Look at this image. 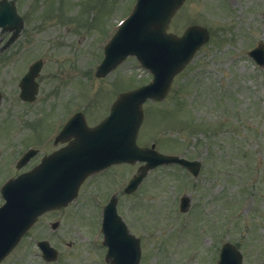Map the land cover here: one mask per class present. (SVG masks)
Here are the masks:
<instances>
[{
	"label": "rangeland",
	"instance_id": "obj_1",
	"mask_svg": "<svg viewBox=\"0 0 264 264\" xmlns=\"http://www.w3.org/2000/svg\"><path fill=\"white\" fill-rule=\"evenodd\" d=\"M13 1L23 25L5 48L11 32L0 29V186L27 168L15 162L30 143L45 152L53 148L51 141L39 142L56 130V121L61 127L82 111L86 123L95 124L121 91L151 78L134 56L93 77L105 42L135 0ZM191 24L206 27L209 39L164 99L144 103L137 141L197 159L200 169L193 176L178 165L156 167L136 191L117 195V210L140 239L138 264H216L226 241L242 252L243 264H264V65L248 55L258 42L264 45V0H185L168 31L180 34ZM38 58V92L23 101L18 82ZM138 165H116L89 178L68 207L42 216L0 264H101L105 248L98 235L97 243L91 238L101 207ZM39 237L57 248L55 261L43 260Z\"/></svg>",
	"mask_w": 264,
	"mask_h": 264
},
{
	"label": "water",
	"instance_id": "obj_2",
	"mask_svg": "<svg viewBox=\"0 0 264 264\" xmlns=\"http://www.w3.org/2000/svg\"><path fill=\"white\" fill-rule=\"evenodd\" d=\"M183 1L136 0L132 12L106 44L96 74L104 76L126 56L134 55L152 73V80L119 94L108 116L94 127L86 125L82 113L75 114L56 138L65 140L74 135L73 141L43 157L33 169L9 179L1 187L4 203L0 206V261L39 214L66 205L76 196L78 186L89 173L111 163L144 162L126 185L128 193L136 189L150 169L161 164L178 163L197 174L198 161L162 154L154 149V145L140 147L136 144L143 119L142 104L147 99L161 100L168 92L174 75L185 67L209 37L208 30L200 25H190L180 35L166 31ZM0 26L14 30L10 40L22 27V18L11 0L0 1ZM249 54L260 66L264 65L261 43ZM40 67L41 60H37L19 82L20 95L25 100H32L37 92L34 78ZM29 155H25L17 166L24 164ZM187 199L182 200V210L187 208ZM102 230L109 246L111 264H137L138 240L127 232L117 215L114 197L104 207ZM39 245L46 260L55 258V249L47 242ZM218 264H242V254L233 244L226 242Z\"/></svg>",
	"mask_w": 264,
	"mask_h": 264
},
{
	"label": "flooded vegetation",
	"instance_id": "obj_3",
	"mask_svg": "<svg viewBox=\"0 0 264 264\" xmlns=\"http://www.w3.org/2000/svg\"><path fill=\"white\" fill-rule=\"evenodd\" d=\"M11 35V34H10ZM10 37V36H9ZM15 39V38H14ZM37 86H38V83H37ZM47 141V136H44L41 140H40V142H39V144L40 143H44V142H46ZM42 143V144H43ZM32 144V143H31ZM34 144V143H33ZM64 144L63 143H61V142H54L53 141V144H52V146L51 147H53L50 151H47V152H45V150H43L41 147H34V149H36V152H35V154L31 157V159L28 161V165H27V168L26 169H29V168H31L32 166H34L36 163H38L39 161H40V159H41V157L44 155V154H46V153H48V152H51L52 150H54V149H57V148H59V147H61V146H63ZM123 164V163H122ZM116 165H121V164H114L113 166H116ZM112 166V167H113ZM112 167H110V168H108V169H106V171H108L109 169H111ZM97 174H99V173H96V174H94V176L95 175H97ZM93 176V177H94ZM92 177V178H93ZM120 190L121 189V182L119 183H117V184H115L114 186H113V188L111 189L112 190V192H114V191H116V190ZM110 190V191H111ZM118 194H120V191H118ZM60 209H62V208H60ZM60 209H56V210H52V211H49V212H46V213H44V214H42L39 218H38V220L42 217V216H44V215H46L47 213H50V212H56V211H59ZM77 219V218H76ZM55 224H58V221L56 220L55 222L53 221V222H50V226H52V225H55ZM34 227V226H33ZM32 227V228H33ZM31 228V229H32ZM30 229V230H31ZM53 229V228H52ZM29 230V231H30ZM53 230H55V229H53ZM29 231L26 233V235L21 239V241L16 245V247L12 250V252L13 251H15L16 250V248L22 243V241H23V239L24 238H26L27 236H29ZM36 233L38 234V235H42V236H45L43 233H42V231L40 230V229H38L37 231H36ZM79 234H81L80 232H79ZM94 234V231H93V233H92V235ZM84 237V236H83ZM84 238H86V237H84ZM39 240H45V238H43V237H39V238H37V240H36V244H37V242L39 241ZM89 240H91V239H89ZM89 244H91L90 242H89ZM103 244H101V246H102ZM103 247V246H102ZM105 248V247H104ZM105 250H106V248H105ZM11 252V253H12ZM10 253V254H11ZM58 256H60V253L58 252ZM105 262H106V264H108V260L106 259L105 260Z\"/></svg>",
	"mask_w": 264,
	"mask_h": 264
}]
</instances>
